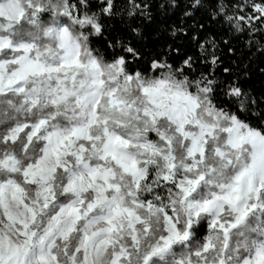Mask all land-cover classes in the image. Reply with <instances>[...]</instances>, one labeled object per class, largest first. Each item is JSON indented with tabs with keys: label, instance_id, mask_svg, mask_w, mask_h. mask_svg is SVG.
Segmentation results:
<instances>
[{
	"label": "snow or ice",
	"instance_id": "snow-or-ice-1",
	"mask_svg": "<svg viewBox=\"0 0 264 264\" xmlns=\"http://www.w3.org/2000/svg\"><path fill=\"white\" fill-rule=\"evenodd\" d=\"M256 61L264 0H0V264H264Z\"/></svg>",
	"mask_w": 264,
	"mask_h": 264
},
{
	"label": "trees",
	"instance_id": "trees-1",
	"mask_svg": "<svg viewBox=\"0 0 264 264\" xmlns=\"http://www.w3.org/2000/svg\"><path fill=\"white\" fill-rule=\"evenodd\" d=\"M154 28L155 25H153L149 31L151 32ZM261 68H264V63L256 61L248 69L250 75L249 86L257 91L264 90V73L260 71Z\"/></svg>",
	"mask_w": 264,
	"mask_h": 264
}]
</instances>
